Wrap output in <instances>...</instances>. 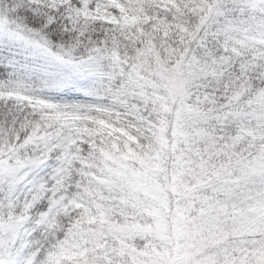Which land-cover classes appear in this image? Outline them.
I'll use <instances>...</instances> for the list:
<instances>
[{
  "label": "snow or ice",
  "instance_id": "snow-or-ice-1",
  "mask_svg": "<svg viewBox=\"0 0 264 264\" xmlns=\"http://www.w3.org/2000/svg\"><path fill=\"white\" fill-rule=\"evenodd\" d=\"M0 264H264V0H0Z\"/></svg>",
  "mask_w": 264,
  "mask_h": 264
}]
</instances>
